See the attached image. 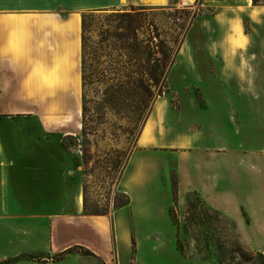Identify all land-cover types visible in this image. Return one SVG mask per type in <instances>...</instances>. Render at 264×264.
Here are the masks:
<instances>
[{
    "label": "crops",
    "instance_id": "0c3cea01",
    "mask_svg": "<svg viewBox=\"0 0 264 264\" xmlns=\"http://www.w3.org/2000/svg\"><path fill=\"white\" fill-rule=\"evenodd\" d=\"M178 1L215 10L194 24L211 34V42L188 48L203 56L209 78L246 99L243 109L252 108L229 114L249 140L231 145L220 138V121L202 116L168 137L177 130L170 114L151 113L118 184L130 205L95 216L85 213L82 156L64 146L83 127L82 15L161 8L172 0H0V264H148L134 234L137 215L153 213L135 204L154 180L153 152L172 159L168 176L176 173L181 201L197 193L238 222L247 246L264 251V46L252 45L251 32L264 29V5ZM188 67L200 72L197 63ZM207 132L223 144L209 142Z\"/></svg>",
    "mask_w": 264,
    "mask_h": 264
},
{
    "label": "rangeland",
    "instance_id": "374dc122",
    "mask_svg": "<svg viewBox=\"0 0 264 264\" xmlns=\"http://www.w3.org/2000/svg\"><path fill=\"white\" fill-rule=\"evenodd\" d=\"M127 12L133 13L130 8ZM113 13H97L91 24V34L87 35L90 46L102 44V28L111 31L109 44L117 42L113 37L117 35L119 19H128ZM214 14V9L205 8L200 2L195 6H183L178 0H172L166 7L141 10L139 18L143 20L144 27L137 34L140 40L152 39L154 44L161 42L164 49L172 53L178 50L184 39L181 47L183 57L178 56L176 64L168 70L166 92L157 99L152 111V114H170L169 122L175 123L174 128L177 130L174 129L167 136L173 137L178 130L184 131L187 121L196 118L200 122L202 116L203 121H220L225 128L220 138L237 145L248 141L250 136L244 134L241 125L238 128L232 126L229 114L237 116L252 113V108L243 109L242 101L246 99L232 94L224 82L218 85V82L209 78L203 72V56L192 55L188 48L207 46L211 42V34L194 24L201 16L211 17ZM250 27L248 24V30ZM251 32L254 35L252 45L264 46V29L258 28ZM242 41V37L237 40L239 44ZM184 52L189 64L185 62ZM108 53L113 56H106ZM108 53L100 50L96 54L88 49L87 136L84 138L82 127V134L78 138L67 137L64 143L67 149L85 158L83 173L90 210L108 211L112 215L115 206L128 200L118 184L143 128L135 130L133 119L139 114H133L128 104L106 114L99 110L102 99L110 97V94L105 97L104 93L110 91L115 68L129 61V56H121L122 52L118 50L114 53L109 50ZM113 59L119 65L112 63ZM191 63L198 64V74L189 71ZM210 71L213 72L211 66ZM115 99L124 100V97L116 95ZM239 118L242 119L241 116ZM208 141L223 144L218 142L215 135L212 138L209 135ZM164 155V152L151 153L156 172L154 180L150 182L145 198H139L138 204H135L137 210L149 208L153 213L149 217H136L138 225L134 237L141 242L140 254L144 261L148 264H264V251H254L246 245L237 221L207 205L197 193L188 194L186 202L180 200L177 175L171 173L170 178L168 176V164L172 159ZM128 213L131 219L132 212Z\"/></svg>",
    "mask_w": 264,
    "mask_h": 264
},
{
    "label": "trees",
    "instance_id": "16d2710c",
    "mask_svg": "<svg viewBox=\"0 0 264 264\" xmlns=\"http://www.w3.org/2000/svg\"><path fill=\"white\" fill-rule=\"evenodd\" d=\"M255 5L262 4L264 5V0H253ZM201 4V3H200ZM151 8H131V12L121 9H105V10H93L85 12L82 15V31H83V52H82V70H83V135L84 138L87 136V108H86V87H87V77H86V56L88 49L93 50L97 54L98 51L108 53L111 50V53L115 51L122 52V55L129 56V61L123 63L120 68H115L113 74L115 75L112 78L110 84V91L105 92L104 96L107 97L110 94V97L103 98L102 103L98 106L99 110L102 111V114H106L108 111L115 112L121 106H127L131 108L133 114H139L134 120L133 125H135V130L138 128H143L148 118L150 117L154 105L157 102V99L161 97L167 89V72L176 64L181 47L184 43V39L180 42L178 50L174 53L166 51L164 45L154 44L151 40H140L138 37V32L143 29L144 24L143 20L139 18L141 10H147ZM125 11L124 13H120ZM108 12H114L115 16H120L126 19H119V24L116 27L117 35L113 38L117 39L116 43L109 44V37L112 36L110 29L102 28V44L98 46H90L88 44V34H91L92 28L91 24L93 19H95L97 13L107 14ZM183 29V27H182ZM108 42V45H106ZM119 43V44H117ZM109 49V50H108ZM160 58H157L158 56ZM106 56H113V54H106ZM106 56H102L106 57ZM154 57H156L154 59ZM112 63L119 65V62L116 59L111 61ZM120 95L124 97V100H116L115 96ZM143 130V129H142ZM85 144V142H84ZM64 146L66 147L65 143ZM67 148V147H66ZM130 158V157H129ZM128 158V160H129ZM127 160V162H128ZM83 161L86 163L85 158ZM126 162V164H127ZM175 193V192H174ZM126 195V194H124ZM127 196V195H126ZM127 202L115 206L116 209H119L124 206L130 205V199L127 196ZM84 207L85 213L88 215L95 216H104L109 214L108 211L94 210L91 211L89 208L88 196L86 193V186L84 185ZM172 212V211H171ZM73 251L69 250L66 253ZM84 254H92L89 251H84ZM62 257V255H61ZM27 259L32 258L33 256H26ZM12 261H7L10 263Z\"/></svg>",
    "mask_w": 264,
    "mask_h": 264
}]
</instances>
